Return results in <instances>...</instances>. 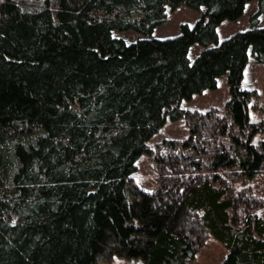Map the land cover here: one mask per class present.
I'll list each match as a JSON object with an SVG mask.
<instances>
[{
  "label": "trees",
  "instance_id": "16d2710c",
  "mask_svg": "<svg viewBox=\"0 0 264 264\" xmlns=\"http://www.w3.org/2000/svg\"><path fill=\"white\" fill-rule=\"evenodd\" d=\"M253 1L251 29L221 41ZM181 6L196 24L154 38ZM263 15L264 0H0V264H193L206 235L222 264H264V218L233 189L264 170V104L242 87L250 56L264 67ZM224 75V114L182 107ZM181 120L188 139L153 152ZM146 155L154 192L133 179Z\"/></svg>",
  "mask_w": 264,
  "mask_h": 264
},
{
  "label": "rangeland",
  "instance_id": "374dc122",
  "mask_svg": "<svg viewBox=\"0 0 264 264\" xmlns=\"http://www.w3.org/2000/svg\"><path fill=\"white\" fill-rule=\"evenodd\" d=\"M257 9V2H250L245 10L243 16L235 21H225L219 28L218 33L220 40H224L234 35L237 32H243L251 29L250 17ZM202 13L191 10L185 6H181L175 11H167V18L163 24L156 27L153 33L154 38H172L178 36L183 25L194 26L200 19ZM260 27H264V15L260 18ZM114 36L123 38L126 42H134L142 36L133 31L129 32H114ZM200 46H194L191 49V58L194 59L201 51ZM242 87L246 89L256 90L259 100L257 103L261 106L264 104V67L259 64L253 56H250L249 63L244 70V78ZM229 99V86L227 84L226 75L218 80L216 90H206L201 94L195 95L190 101L183 102L182 107L189 111H197L207 114L212 110H217L218 114H224V107L226 101ZM256 102V101H254ZM253 118L258 119L259 115L253 110ZM189 137V129L184 120L171 122L167 124L157 133L150 141L149 146L153 152H157L156 146L163 141H178L183 143ZM261 137H264L261 136ZM162 152L167 158H170V152L166 148ZM163 153H161L163 155ZM179 153V151L177 152ZM156 154L153 155L155 157ZM177 155V154H176ZM150 156H142L137 163V171L133 175L134 182L143 190L154 192L159 185V174L161 166ZM178 157V156H177ZM170 160L169 168H166L168 174L178 172V167L172 165ZM233 189L236 191L238 201V211L248 212L251 214H258L264 218V170L252 181L243 182L238 181L233 184ZM229 251L220 244L211 235H206L203 243L199 248L193 264H222L227 257ZM110 264H136L134 261H126L123 259H115Z\"/></svg>",
  "mask_w": 264,
  "mask_h": 264
}]
</instances>
